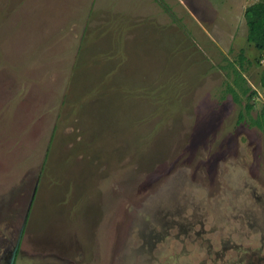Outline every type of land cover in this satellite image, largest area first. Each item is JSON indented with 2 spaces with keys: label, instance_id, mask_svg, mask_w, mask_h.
<instances>
[{
  "label": "rangeland",
  "instance_id": "rangeland-1",
  "mask_svg": "<svg viewBox=\"0 0 264 264\" xmlns=\"http://www.w3.org/2000/svg\"><path fill=\"white\" fill-rule=\"evenodd\" d=\"M163 1L0 0V264L264 253L246 0Z\"/></svg>",
  "mask_w": 264,
  "mask_h": 264
},
{
  "label": "trees",
  "instance_id": "trees-1",
  "mask_svg": "<svg viewBox=\"0 0 264 264\" xmlns=\"http://www.w3.org/2000/svg\"><path fill=\"white\" fill-rule=\"evenodd\" d=\"M160 7L164 9L167 13L170 11L168 6L163 0H156ZM244 18L247 25V41L252 43L258 50L261 51V59L264 60V0H256L254 3L248 5L244 10ZM240 61L245 59L243 51H240L239 55ZM236 84V80L234 81ZM243 94H248V99H250L255 91L250 87H243L239 85ZM229 91L233 94L234 98L237 99V91L232 87H229ZM253 107V103L250 101L245 105L246 112L248 113ZM243 118V114H239V120ZM251 125H256L264 133V108L261 110L260 114L256 118H251Z\"/></svg>",
  "mask_w": 264,
  "mask_h": 264
},
{
  "label": "flooded vegetation",
  "instance_id": "flooded-vegetation-1",
  "mask_svg": "<svg viewBox=\"0 0 264 264\" xmlns=\"http://www.w3.org/2000/svg\"><path fill=\"white\" fill-rule=\"evenodd\" d=\"M260 251H261V249H258V248H254V249L244 248V249L239 250V248L237 247V248H235L234 255L229 254L227 256V258L226 257H225L226 259L223 258L222 263H219V264H244L246 259H249V258L254 259V261L250 262L249 264H264V253L263 252L261 253ZM20 252H21V249H20V245H19V248L17 251V256H18V254H20ZM247 254H250V255L247 256ZM15 260H16V258H15ZM14 264H15V262H14Z\"/></svg>",
  "mask_w": 264,
  "mask_h": 264
},
{
  "label": "crops",
  "instance_id": "crops-1",
  "mask_svg": "<svg viewBox=\"0 0 264 264\" xmlns=\"http://www.w3.org/2000/svg\"><path fill=\"white\" fill-rule=\"evenodd\" d=\"M256 0H246L245 1V6H244V10H245V8L248 6V5H250V4H252V3H254ZM244 10H243V17H244ZM244 21H245V18H244ZM245 24H246V22H245ZM247 26V25H246ZM243 37L246 39L245 40V42L246 43H249L248 41H247V31L244 29V31H243ZM246 43H243V45H245ZM250 44H252V43H250ZM253 45V44H252ZM248 46V45H247ZM246 46V47H247ZM254 46V45H253ZM255 47V46H254ZM256 48V47H255ZM257 49V48H256ZM243 51V55L245 56V50H244V48L243 47H241V49H240V51ZM258 50V49H257ZM248 55H250V57H252V58H254L255 57V59H260V57H261V51L260 50H258V53L256 52H254V51H251V52H249V54ZM247 55V57L248 58H250L249 56ZM260 61H262V62H264V60L263 59H261Z\"/></svg>",
  "mask_w": 264,
  "mask_h": 264
},
{
  "label": "water",
  "instance_id": "water-1",
  "mask_svg": "<svg viewBox=\"0 0 264 264\" xmlns=\"http://www.w3.org/2000/svg\"><path fill=\"white\" fill-rule=\"evenodd\" d=\"M25 223H26V214L23 217V221H22V224H21V227H20V230H19L18 238H17V241H16V243H15V245L13 247V250H12V253H11V256H10V260H9L8 264H14V262H15V258L17 256V251H18V248H19V245H20V241H21L20 239H21L24 227H25Z\"/></svg>",
  "mask_w": 264,
  "mask_h": 264
}]
</instances>
